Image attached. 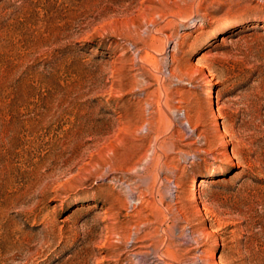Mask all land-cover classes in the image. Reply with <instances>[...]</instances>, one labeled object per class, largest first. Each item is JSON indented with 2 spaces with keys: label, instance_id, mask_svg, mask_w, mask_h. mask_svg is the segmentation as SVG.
<instances>
[{
  "label": "rangeland",
  "instance_id": "1",
  "mask_svg": "<svg viewBox=\"0 0 264 264\" xmlns=\"http://www.w3.org/2000/svg\"><path fill=\"white\" fill-rule=\"evenodd\" d=\"M0 264H264V0H0Z\"/></svg>",
  "mask_w": 264,
  "mask_h": 264
},
{
  "label": "bare ground",
  "instance_id": "2",
  "mask_svg": "<svg viewBox=\"0 0 264 264\" xmlns=\"http://www.w3.org/2000/svg\"><path fill=\"white\" fill-rule=\"evenodd\" d=\"M247 21V20H246ZM237 23H239V22H236V21H230V22H228V23H225L224 25H222V26H220V27H217V28H215V30L212 32L214 35H215V33H217L218 31H221V30H223V29H226V28H228V27H232V26H234V25H236ZM208 41H209V38L207 39V40H205L202 44H199L198 45V47H200V46H202V45H204V44H207L208 43ZM150 64V63H149ZM213 85V83L212 82H209V84H208V87H211ZM162 94V93H161ZM169 97V96H168ZM207 98L209 97H213V93L211 92V90H209L208 91V94H207V96H206ZM161 98V97H160ZM216 111V110H215ZM220 170H218V171H214V172H209V173H207L206 174V176L207 175H212L213 173H218ZM206 176H204V177H206ZM204 177H201V178H196L194 175H190V177H189V181L190 182H192V186H190V188H189V190L191 191V194H192V198L193 199H196L197 197H198V194H199V187H198V185H204ZM199 180V181H198ZM197 182H198V184H197ZM176 186V185H175ZM155 194V193H154ZM165 209V208H164ZM164 211V210H163ZM168 214H169V212H168ZM164 215H166V214H164ZM159 217V216H158ZM165 217V216H164ZM156 219V218H155ZM163 224V223H162ZM152 245V244H151ZM155 249V248H154ZM163 250V249H162ZM158 253V252H157ZM210 253H212V250H211V252ZM173 261V260H172Z\"/></svg>",
  "mask_w": 264,
  "mask_h": 264
}]
</instances>
